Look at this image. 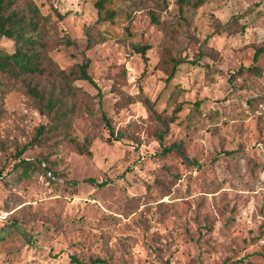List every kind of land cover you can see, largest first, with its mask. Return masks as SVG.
<instances>
[{"label": "rangeland", "instance_id": "1", "mask_svg": "<svg viewBox=\"0 0 264 264\" xmlns=\"http://www.w3.org/2000/svg\"><path fill=\"white\" fill-rule=\"evenodd\" d=\"M95 1L34 0L49 15L50 57L67 68L87 59L101 91L75 79L69 95V135H90V156L52 136L22 154L33 168L8 171L49 118L19 80L0 93V264H264V53L241 69L264 45V0H112V19ZM100 108L123 136L109 135ZM172 143L189 161L163 151Z\"/></svg>", "mask_w": 264, "mask_h": 264}, {"label": "trees", "instance_id": "2", "mask_svg": "<svg viewBox=\"0 0 264 264\" xmlns=\"http://www.w3.org/2000/svg\"><path fill=\"white\" fill-rule=\"evenodd\" d=\"M162 1L165 2V0ZM176 1L179 8H183V6L198 7L205 0ZM95 4L98 8V17L100 19H112L115 14V9L111 5L112 0H96ZM149 13L154 22H159L154 9L149 8ZM48 21L49 15L43 14L34 0H0V39L6 38L13 42L12 50H0V93L3 96L10 90V80H19L24 92L33 100L38 111L49 118L48 123H39L30 140L15 150L13 154L14 161L8 171L14 167L22 166V172L26 173L29 168H33L32 161L22 156V154L31 143H44L52 136H60L58 138L59 141H66L67 144L71 145V149L78 153L88 156L92 154L88 147L91 142L90 135H86L82 142L76 141L69 135L71 118L76 108H78L75 102L70 101L69 95L74 90V84L72 83L75 79H86L89 81L97 88L98 95L101 94V91L96 81L88 72L89 61L87 59L84 62L76 64V66L67 68L60 67L50 57L48 54L49 33L46 27ZM102 39L103 36L100 33H90L87 36L86 46L88 47L92 41H101ZM64 40L67 43L71 42L66 32ZM134 47L135 50L144 54L147 46L145 44H136ZM260 53H264V45L255 46L252 63L246 66L243 65L241 69L254 71L256 69L254 62ZM181 62V58L173 59L169 74L174 73L176 67ZM82 104L88 113L93 114L95 112L91 103L82 102ZM99 117L110 136L119 138L124 135L122 130L114 133V128L110 123L109 117L102 108L99 110ZM161 134L162 131L158 130L157 135L160 138ZM171 148L176 149L184 156L180 143L164 146L163 151H170ZM47 158L48 156L44 155L40 160L41 170L50 174L53 172L51 165L55 164V161L51 160L47 163L44 161ZM184 160L189 161V158L184 156ZM4 169V166L0 165V177H2ZM50 178L54 179V176H50ZM87 180L94 181L93 178H88ZM75 183V181L72 182V184ZM100 183H104V181ZM71 259L78 264H96L104 261L99 256H91L89 260H82L76 256H72ZM166 261L168 263V260ZM250 264L255 263L250 262Z\"/></svg>", "mask_w": 264, "mask_h": 264}]
</instances>
